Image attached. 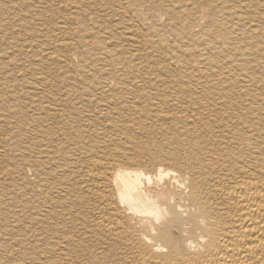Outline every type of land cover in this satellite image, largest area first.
<instances>
[{
    "label": "bare ground",
    "instance_id": "obj_1",
    "mask_svg": "<svg viewBox=\"0 0 264 264\" xmlns=\"http://www.w3.org/2000/svg\"><path fill=\"white\" fill-rule=\"evenodd\" d=\"M15 1L18 0L0 2V7H3L0 13L3 10L6 11L8 5L10 8L11 5L16 7L18 3L15 4ZM31 1L39 2V0ZM74 1L77 4V1ZM84 1H88L87 7L90 8L91 5L98 2H94L96 0ZM130 2L132 3L130 13L140 22L141 27L138 30H133L134 28L131 30L130 27L125 31L122 30L126 32L124 33L126 36L123 38L126 45L133 47L136 51H139L138 49L145 50L147 45L150 48L167 47L172 54L166 58L168 60L166 66L156 68L146 65L145 69H138V71H134L131 67L125 70L118 63L122 62L123 57L119 56L123 54L121 46L116 48L117 44L114 47L110 42L107 44L104 43V40V42H98L95 38L88 43L81 40L84 45L78 47L63 41L58 43L57 41L61 40L59 38L56 41L58 44H54L53 47L57 52L74 49L75 53L71 55L76 56L81 63H84L85 60H93L89 62L90 65L96 62L102 63L107 58L112 62V57H115L117 62L114 63V68L110 66V68L99 69L102 70L103 82L96 83V87L95 85L94 87L98 89V93L101 92L100 96L102 94V97L108 96L118 101V104H116L117 101L110 103L112 106L121 105L122 110L125 109L129 112L134 110L135 114H138V107H142L145 100L155 99L154 96L157 93L167 96L168 98L163 101L157 100L160 106L150 110L152 118H155L159 125L158 127L154 125L147 130L143 129L145 140L141 138L142 140L139 141L128 134L130 139L128 137L127 139L137 149L134 148L135 154L131 152L128 157L124 156L126 153L117 152L118 154L112 155L110 152L111 156L102 158L98 157L102 156L98 153V156L95 155L87 144L92 136L91 123H86L87 125L81 127L79 117L82 112L73 107V103L70 105L63 95L57 99L47 95L46 89L50 88L47 82L35 84L37 82L35 81L32 83L35 84L34 86L30 87V85V89L27 87L29 90H25L27 94L23 95V97L26 95L27 99L21 98L25 100V107L21 104L23 100L19 103L24 107L23 110L21 107L16 109L14 107L16 105L12 106L14 108L9 107V102L6 103L8 107L3 104L8 109V111L4 110L6 111L5 115L14 118L13 121H16L14 124L18 123L20 128L22 126L29 137V140L25 138L28 140L26 143L29 150L25 163L27 171L30 172L28 174L32 178L27 180L26 192L23 194H27L26 208L30 209L28 210L30 213L34 209L32 205L34 197L40 199V204L37 207L40 206L41 209L37 210L39 212L37 222L32 219L35 215L33 214V217L26 211L28 212L27 238L30 237L31 242L32 238L37 235L38 244L42 242L40 248L42 264H50L56 257L54 255L57 254L52 253L54 250L50 247L48 239L54 237V234L60 232V229L64 231L67 227L72 229L77 227L76 225L82 231L88 230L91 242H95L94 249L89 251V264H264V118L252 117L250 108L246 104L244 107L235 108L228 103L231 90L225 86L226 81H222L223 76L220 74L222 69H218L220 67L217 65L220 62L216 60L217 56L224 55L229 51L231 53V49H233L227 43L229 44L237 37L235 28L238 26L234 28L231 24L236 15L237 6L235 4L236 7L228 6L227 0H197V3L188 0H130ZM230 2L232 5V1ZM259 3L263 8L264 0H259ZM67 4L66 8L69 9L68 6L71 3ZM75 4L73 3L69 9V20L81 21L82 19L83 22L86 10L79 4H77L78 6ZM175 4L178 5V10L174 6ZM247 4L248 2L243 6ZM65 5H63L64 8ZM97 5L95 6L97 7ZM97 9L96 11L101 13V10ZM103 9L105 11V7ZM10 10L8 9V11ZM114 10V14L119 13L123 17L130 15H127L126 8L121 12L120 9L119 12L116 11V8ZM111 11L113 12V10ZM89 13V16L94 14L90 10ZM108 14L114 15L111 12ZM255 16L257 15L255 14ZM101 17L103 18V16ZM263 18H259L260 20L256 18L258 19L256 24L251 25L253 30H250V27L247 28L249 31L246 34L248 41V44H245L248 48H245L246 50L255 51V53L264 50V46H260L264 40V31L262 32L261 28L257 27L258 24L262 26L260 21H263ZM238 20V25H240V18ZM4 21H6L5 18ZM253 21L255 20L249 23ZM89 23L86 22V24ZM246 23L244 26H248ZM92 24L94 25V23ZM61 29L60 26L57 28L58 34L67 35L75 30L72 29L71 32L64 33ZM21 32L23 31L21 30ZM110 32L108 31V33ZM11 34L13 33H10V36ZM2 40L4 41V38ZM10 40L12 41V39ZM93 45H96L95 48H92ZM91 49L97 52L98 57L85 58L86 53ZM54 57L55 63H52L60 64L62 62L61 55L54 54ZM245 57L248 59L249 56ZM3 60L5 59L3 58ZM245 61L251 63V60ZM3 65L4 67L9 66L10 62L5 61ZM85 65L87 64L84 63L83 67ZM103 65L105 67V64ZM13 73L15 72L13 71L12 75ZM5 74L9 76L7 73ZM14 76L16 77V75ZM14 79H12L13 82ZM230 79L232 78L230 77ZM8 80L6 81L8 82ZM152 82L154 83L152 84ZM9 88L11 87L9 86ZM82 91L87 92L85 89ZM1 93L4 94V92ZM76 99L79 100L82 108H94V104L97 106L96 101L90 100L88 96L81 95V98ZM51 100L54 101L53 104L49 102ZM222 100H225L224 105H220ZM9 101L11 102V100ZM109 102H105L107 108L110 107ZM167 102L165 108L168 113L162 114L164 111L158 108ZM66 105H68L67 108ZM72 108L74 109L73 113ZM229 108H232L233 111H227ZM136 119L142 122V116H137ZM7 120L11 121L9 118ZM83 121L88 122V118ZM16 126L13 125L12 130L14 127H19ZM26 134L24 135L27 136ZM148 141L155 142L154 149L149 147ZM71 144L74 146L73 150L70 148ZM85 145L87 146L85 147ZM44 165L54 166V169L50 167L47 169ZM35 226H37L38 234L35 233ZM8 231L10 232V230ZM16 232L19 234L17 229ZM21 234L22 232L18 235L19 238H21ZM24 234L23 236H25ZM32 243L26 247L29 254L36 250L34 249L36 243ZM38 252L40 251L38 250Z\"/></svg>",
    "mask_w": 264,
    "mask_h": 264
},
{
    "label": "rangeland",
    "instance_id": "obj_2",
    "mask_svg": "<svg viewBox=\"0 0 264 264\" xmlns=\"http://www.w3.org/2000/svg\"><path fill=\"white\" fill-rule=\"evenodd\" d=\"M4 1L0 0V2H2V3ZM46 1L45 0L44 1L43 0H39V2H38V1H31V0H18V1H15V4L18 3L19 6L16 5V7H15V5H11V8H10V5L6 6V9L8 7L9 10L10 9L12 10V11L10 10L11 12L8 11V9H7L6 11L3 10L0 13V16H1L0 17V26H1L0 27V30H1V32H0V55L2 54L0 56V68L2 69L4 67L3 62H5V61H9L10 62L9 66H5L4 67L5 70L3 68L2 71H1V69H0V72H2V73H0L1 75L3 74V72H5V73H7L9 75V76H7L5 73H4V76L0 75V87H1L0 88V90H1L0 94H2L1 92H4V94H2L3 97H2V95H0V100L2 101V102L0 101V111H2V112H0L1 113L0 114L1 115V117H0V202H1L0 203V209H1L0 213H2V214H0V264H42V258H41L42 256L40 255L41 254V249L40 248L42 247V242H40L41 244L40 243L38 244V241H36L37 238H38V237H36L37 235L35 236L36 239H35V237H33L35 240L32 238V241L30 242V240H29L30 237L27 238L28 237V233H27V229H26V225H27V221L26 220H27V216H28L27 213L29 212L28 210H30V209L26 208V200L27 199H25V198H27V194H23V193L26 192L25 186L28 183L27 180L32 178L31 175L28 174L30 172L27 171L28 168H27V165L25 163L26 155H27V153L29 151L28 150V144H27L28 140H29V137L27 135L28 133L26 131H24L25 129L22 128V126L20 128L18 123L14 124L16 122V121L15 122L13 121L14 118H11L10 115H8V116H7V114L5 115V112L8 111V109H7L8 106L9 107L11 106V108L15 107L16 109H18V107L19 108L21 107L22 110H23L24 107H25L24 106L25 105L24 101L27 99L26 95L24 97H23V95H24V93H26L27 90L30 89L29 86L31 85L30 87H32L36 83H40V82H45L46 83L47 82L48 87H50V88L46 89V94L47 95H49L51 97H54L56 99L60 98L63 95V98L65 96L64 99L68 100L70 105H72V103H73V107L79 109L82 112L80 117H79V119L81 121V123L79 122V124H80L81 127H84V125L86 123L87 124L91 123L90 126H92V128H91L92 136H91V138H90V140L88 141L87 144L90 146V149L93 150L95 155H97V153H98V155H102V156H98L97 155L98 157L106 158V157L111 156V153H112V155H116L115 153L121 152V154L122 153L123 154L126 153V155H124V156H128L129 157L131 155V152H132V154L133 153L135 154V151L137 150L134 146H132V144L130 143V140H128V139H130L129 136H131V137L133 136L134 139L137 138L139 141L142 140L141 138H143V140H145V138H144V130L152 128L154 125L156 127H158V125H159V123L155 120V118H152L150 110H154L155 107L160 106V104H159L160 100L163 101L164 99L168 98L167 96H165V95H163L161 93H157L158 95L156 94V96H154L155 99H151L149 101L145 100V102L142 104V107H138V110L136 108V110L138 111V114H135L134 110H131L130 112L128 110H125V109L122 110L121 107H120L121 105H116V104H118V101L115 98L112 99V97H108V96L102 97V94L100 96L101 92L98 93V89L95 88L96 87V85H95L96 83H100L101 84V82H103L102 70H99V69L102 68V67L103 68H110V66H112L114 68L115 67L114 63L117 62L115 60V57H112V59H111L112 62H110V59L107 58L106 61H104L102 63L96 62V63H93V65L89 64V62H92L93 60H91V61L90 60H85V61H88V62L84 61V63L87 64V65H85L83 67L84 63H81L76 56L71 55V54L75 53L74 49H73L74 51L73 50L72 51H65L64 50V51H61V52H57V50H55L54 47H53V46L57 45L59 42H61V41L67 42L69 44H71V43L75 44V46L78 47L79 45H84L83 43L85 41H86V43H88V41H91V40H93V38H95L98 42H102L103 40L105 41V42L104 41L103 42L106 43V44L110 42V44L112 46L117 44L116 48L121 46V48L123 49L122 50L123 54H120L119 56H121V57L123 56V57H122V60H121L122 62H118V63H120L119 66H122L125 70L130 68V67L133 68L134 71L135 70L138 71V69L142 70V69H145L147 66L156 67V68L157 67H161V66L162 67L166 66L167 63H168V60H166V58L170 57L171 54H172V52H170V50H168L167 47L163 46V47L159 48L158 46H156V47H151L150 48V46L147 45L144 48L145 50L137 48L139 51H141V52H139V51H136L133 47L131 48V46L126 45V42L123 39L124 36H126L124 34L126 32H123V31H125V29L129 28V27H130V29L134 28L133 30H138L139 27H141L140 22H138V20L134 17V15L132 13H130L131 10H132V7H131L132 3L130 2V0H115V1L114 0H101V1L100 0H96V1L92 0L94 2L98 1L94 5H91L93 8L95 7V9H92V7L90 8L88 6L89 10L91 12H94L93 16L92 15L89 16L90 13H89V10H88V7H87V2L88 1L86 2L84 0H81V1L80 0H76L77 1L76 3L79 4L80 7H82L83 9L86 10V13L84 14L86 19L84 17L83 18V22H82V19H81V21L80 20L79 21H73L72 19L69 20V18H70V15H68L69 11H70L69 9H71V5H73V3L75 4L74 0H61V1L60 0H48L47 2ZM120 1H122V2H120ZM124 1H127V2H124ZM188 1L197 3L196 2L197 0H188ZM230 1H232V5H230L231 4ZM230 1L227 0L228 6H234V4L237 6V7L234 6V7H236V15L234 16V18L231 21V24H232V26L234 28L236 26H238L237 28H235V29H237V30H235L236 31L235 34H236L237 37H236V39L230 41L229 44L227 43V45L230 46V48H233V49H231V53L229 51L228 53H224V55L217 56L216 60L220 62L217 66L220 67V68H218L219 70L222 69V70H220V74L223 76L222 81L223 82L226 81L225 82V86L227 87V89L231 90L230 91L231 95L228 96L229 97L228 103L232 104V107L235 106V108L244 107L245 104H246V106L248 108H250L249 110L251 111L250 113H251L252 117L255 118V117L259 116V117H263L264 118V96H263L264 95V64H263L264 63V59H263L264 58V50L263 51H258L259 53H255V51L252 52L250 50H246L245 49V48H247L246 45L248 44L247 43L248 41L246 39V34L248 33L249 30H247V28L250 27L249 29L253 30V29H251L252 28L251 25L253 23L256 24V20H258L259 18L262 19V17H264L263 16L264 15V5H263V8H262V6H260L259 0H251V1L250 0H244L243 1L244 3L248 2V4L244 5V6H243L244 3L242 4V0H236V1L235 0H230ZM64 2L66 3V5H65ZM107 2H108V4H105ZM115 2L116 3L118 2V4H116ZM123 2H124V4H123ZM67 3H69V5L71 3V5L68 6L69 9L66 8L67 5H68ZM62 4L65 5V8H64V6ZM77 4H75V5H77ZM125 4H127L128 6L125 5ZM95 5H97V7ZM112 6H115V7H112ZM118 6H120V7H118ZM174 6L177 9L178 5L176 6V4H175ZM102 7L103 8L105 7V11H104V9ZM97 8H100V9H97ZM115 8H116L117 12H119V11L121 12V10H124V8H126V11H128L127 15L130 14L131 16L129 15L127 17L126 16L123 17L119 13H116L117 14L116 15V14H114V12H115L114 9ZM244 8H246V9L248 8V9L246 10ZM251 8H252V10H250ZM1 9H3V7H0V10ZM13 9H14L15 12L13 11ZM19 9H21V10H19ZM96 9L97 10H101V13L96 11ZM110 9L113 10V12ZM60 10H62V11H60ZM107 10H108V13L111 12L114 15H112V14L109 15L107 13ZM109 10H110V12H109ZM255 10H256V12H255ZM67 11H68V13H67ZM258 12H260V13H258ZM13 13H15V14L13 15ZM96 13H98V14H96ZM26 14L29 15V16L27 17ZM255 14L257 16H255ZM95 16L97 17L98 20L96 19ZM98 16H99V18H98ZM101 16H103L104 19ZM3 17L5 18L6 21H4ZM14 17H15V19H14ZM18 17H19V19H18ZM111 17H113V18L116 17L117 20H116V18L113 19ZM255 17L258 18V19H256ZM124 18H125V20H124ZM239 18H240V23H239L240 25H238V22H239L238 19ZM251 18H253V19H251ZM17 19H18L19 22L17 21ZM90 19H92V20L90 21ZM252 20H255V21H253L252 23H249ZM1 21H2V23H1ZM8 21H10V22H8ZM69 22H70V24H69ZM80 22L83 23V24H81ZM86 22L87 23L90 22V23L86 24ZM78 23H79L80 26L77 25ZM92 23H94V25ZM245 23L248 24V26L247 25L244 26ZM260 23L262 24V26L260 24H258L257 27L261 28V31L263 32L264 31V18H263V21H260ZM7 24H9V25H7ZM75 24L77 25V27H76ZM255 24H253V25H255ZM83 25H84V27H82ZM135 25H136V28H135ZM59 26H60V28L63 29L64 33L66 31H67L66 33H68L69 31L71 32L72 29H75V30H78V31L76 32L74 30L73 32H71V33H69L67 35L58 34L59 32L57 31V28H59ZM64 27H65V30H64ZM12 28H13V31H12ZM86 28H88L89 30L86 29ZM103 28H104V30H103ZM105 28H108V29H105ZM239 28H240V30H239ZM244 28H246V29L244 30ZM23 29H25V30H23ZM84 29H86L87 31L84 30ZM2 30H3V32H5L4 34H1V33H3ZM21 30L23 32H21ZM27 30L29 31V33H28ZM10 31H12V32H10ZM89 31H91V32H89ZM94 31H95V34H94ZM108 31L109 32L111 31V32L108 33ZM7 32H9V33L7 34ZM81 32L84 33V34H82ZM242 32H245V33H242ZM10 33H13V34H11V36H10ZM76 33H77L78 36L76 35ZM80 34H81L82 37L79 36ZM18 35H19V37H18ZM83 35H85V36H83ZM76 37H78V38H76ZM79 37H81V38H79ZM3 38H4V41L3 40L1 41V39H3ZM8 38H9V41H7ZM15 38H16V40H15ZM59 38H61V40ZM63 38H65V39H63ZM87 38H88V40H87ZM89 38H90V40H89ZM10 39H12V41ZM57 39H59V40L57 41ZM77 39H79V40H77ZM81 40H83L84 42L82 41L83 43H81ZM6 42H8V43H6ZM263 42H264V40L260 43V46H262V45L264 46ZM12 45H13V47H12ZM36 46H38V47H36ZM94 46H96V45H93L92 48H95ZM35 47H36V49L37 48L38 49L36 50ZM88 48H91V47H88ZM236 48H238V49H236ZM240 48H242V49H240ZM79 50L81 51L80 48H79ZM56 53L58 55H61V57H62V62L60 63L61 65L57 64V63L54 64L55 61L53 59L55 57H57V56L54 57V54L57 55ZM239 53H240V55H239ZM96 54H97V52L95 50L91 49L88 53H86L87 56L85 55V58L94 59V58L98 57ZM125 54H127V55H125ZM244 54H246V55H244ZM255 54L258 55V56H256ZM132 55H135V57H132ZM232 55L234 56V58H233ZM259 55H261V56H259ZM245 56H247V57L249 56L248 59ZM137 57H139V58L137 59ZM3 58L5 60H3ZM67 59H69V60H67ZM245 60H248V61L251 60V63L247 62ZM52 62H54V63H52ZM236 62H238V63L236 64ZM242 62H243V64H242ZM12 63L14 64V66H13ZM103 64H105V67H104ZM240 64H242V65H240ZM89 65H90V67H89ZM243 65H245V66L247 65V66L245 67ZM35 66H37V67H35ZM239 66H241V67H239ZM255 66H256V70H255ZM252 67H254V68H252ZM7 70H9V71L7 72ZM241 70H244V71H241ZM13 71L15 73H13V75H12ZM247 71L249 73H246ZM250 72L251 73L254 72V74H251ZM14 75H16V77ZM230 77L232 79H230ZM14 78H16L17 80H15ZM5 79L6 80L9 79L8 82ZM12 79H14V82H13ZM71 79H73V80H71ZM66 80H68V81H66ZM10 81H12V83H10ZM35 81H37V82H35ZM34 82H35V84L33 85L32 83H34ZM110 82H112V81H110ZM153 83L154 82H152V84ZM216 84H218V83H216ZM94 85H95V87H94ZM99 85H97V86H99ZM228 85H229V87H228ZM9 86L11 88H9ZM262 86H263V88H262ZM27 87L29 89H27ZM89 88H90V90H89ZM6 89H7V92H6ZM82 89H85L87 92L82 91ZM91 89H92V91H91ZM94 89H96V91H94ZM92 92H94V93H92ZM7 93L10 94V95H8ZM11 94H12L13 98L11 97ZM94 94H95V96H93ZM97 94H99V95H97ZM81 95L82 96H86V97L88 96L90 98V100L96 101L97 106L93 103L94 106H95L94 108H91V107L90 108H86V109H85V107L82 108V106H80L81 104H79V100L76 99V98H81ZM162 96H163V98H162ZM4 97L8 98L9 100H11V102L8 99H5ZM21 98H23V99L26 98V99L23 100ZM83 98H85V97H83ZM100 98H102V99H100ZM248 98H250V99H248ZM19 99H21V100L18 101ZM22 100H23V102H21ZM109 100H110V102H109ZM157 100H159V101H157ZM7 102H9L10 104H8ZM12 102H15V103H12ZM20 102H21V104L24 107L20 106L21 105V104H19ZM49 102L50 103L52 102V104L54 103L53 100H51ZM105 102L106 103L109 102L108 105L110 106L109 107L110 109L105 106ZM113 102H116V104L114 103L115 104L114 106H112L110 104V103H113ZM155 102H157V103H155ZM216 102L219 103L218 101H216ZM224 102H225V100L224 101L223 100L220 101V103H221L220 105H224L225 104ZM6 103L8 104V106H7ZM3 104H6L7 107L4 106ZM75 104H76V106H75ZM165 104H163L164 106L162 105L160 108H158L159 110L164 111V113L162 112V114H167L168 113L167 109L165 108L167 106L168 102L165 103ZM14 105H16V106H14ZM220 105H218V107H221ZM12 106H14V107H12ZM67 106L68 105H66V108H67ZM4 107L6 109H3ZM139 108H140V110H139ZM1 109H3V110H1ZM231 109L232 108H229V110L227 109V111H230V112L233 111ZM4 110H6V111H4ZM73 110L74 109L72 108V110H71L72 113H73ZM85 110H86V112H84ZM240 111H241V109H240ZM147 114H149V115H147ZM137 116L138 117L142 116V120L140 119L142 122L137 121V119H136ZM8 118L11 119V121L10 120L8 121L7 120ZM87 118H88V122H84L83 120H85ZM4 121H7L8 124H7V122L5 123ZM2 122H4V123H2ZM9 122H12V123H9ZM13 125L14 126L17 125L19 127L16 126L17 128L14 127L15 130L14 129L12 130ZM8 127H10V128L6 129ZM16 130L17 131L19 130L20 132L19 131L17 132ZM21 130H22V132H21ZM131 131H133L134 133L132 132L133 133L132 134ZM139 132H141V133H139ZM24 134H26L27 136H25ZM128 134H129V136H128ZM142 134H143V137H141ZM93 136H95V137H93ZM127 137H128V139H127ZM25 138L28 139V140H26ZM26 141H27V143H26ZM99 141H101V142H99ZM148 142H149V147H152L154 149L155 148V142L154 141H148ZM86 146L87 145H85V147ZM73 147H74L73 144H71V147H70L71 150H73ZM131 148H132V150L134 152L131 150ZM20 150H22V151H20ZM77 150H78V148H77ZM104 153H105V156H103ZM106 154L107 155L109 154V155L107 156ZM44 166L47 169H49V167L54 169V166H50V165H44ZM52 169H50V170H52ZM75 180L76 179L74 178V181ZM15 194H16V196H15ZM36 198L34 197L33 200H32V203H33L32 205H33V208H34L33 212H35V213H33V212L30 213L29 212L33 217L35 215L36 218L35 217L32 218L34 222L35 221L37 222L36 219L39 217V212L38 211L41 209L40 206L37 207V205L40 204V199L37 198L38 199L37 200ZM33 201L34 202L36 201V203L34 204ZM26 211H28V212H26ZM79 211L81 212L83 210H79ZM76 226L77 227L72 228V229L71 228L69 229L67 227L64 231H62V229H60L61 233L60 232L55 233L54 237H51V238L48 239V242H50L49 243L50 247L54 250V251H52V253L53 252L57 253L56 255H54V257L55 256L56 257L53 258V260H52V262L50 264H89L90 263V261H89L90 260L89 251H92V249H94L93 245H95V242L94 241L91 242L92 240H91L90 236H88L89 235L88 230L87 231L84 230L85 231L84 232V231H82V229L78 225H76ZM36 228H37V226H35V230H36L35 233L38 234V231H37ZM16 229H17L19 234H17ZM22 229H23V231H22ZM8 230H10V232ZM11 230H12V232H11ZM21 232H22V234H21V238L22 239L19 238L20 236H18V235H20ZM66 232H68V233H66ZM26 233H27V236H26ZM59 233H60V235H59ZM23 234L25 236H23ZM55 238H56V240H55ZM54 241H55V243H54ZM83 242H85V243L83 244ZM29 243H32V244L36 243V245L38 244L37 248H36V245H35V248H34V249H36L35 252H37V254H35V252H31L32 253V255H31V253L29 254L26 251V247H28L27 245ZM38 250L40 252H38ZM77 258H78V260H77Z\"/></svg>",
    "mask_w": 264,
    "mask_h": 264
}]
</instances>
